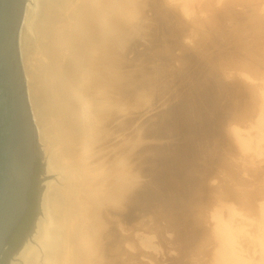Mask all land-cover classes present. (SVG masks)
<instances>
[{"label": "rangeland", "instance_id": "obj_1", "mask_svg": "<svg viewBox=\"0 0 264 264\" xmlns=\"http://www.w3.org/2000/svg\"><path fill=\"white\" fill-rule=\"evenodd\" d=\"M147 1L122 67L147 95L113 125L139 141L138 187L101 204V264H264V0ZM21 32L23 49L38 39ZM111 138L102 154L117 151ZM37 160L35 186L55 183L62 171Z\"/></svg>", "mask_w": 264, "mask_h": 264}, {"label": "bare ground", "instance_id": "obj_2", "mask_svg": "<svg viewBox=\"0 0 264 264\" xmlns=\"http://www.w3.org/2000/svg\"><path fill=\"white\" fill-rule=\"evenodd\" d=\"M147 6L152 2L28 0L26 25L38 39L25 40V49L19 40L30 69L27 98L46 169L53 163L62 175L44 187L43 218L11 264H101V204L138 187L127 163L139 141L115 136L113 125L131 121L125 116L137 108L133 98L147 95L149 80L138 84L122 70L129 39L150 25ZM113 135L117 141L106 147L117 151L102 154L101 140Z\"/></svg>", "mask_w": 264, "mask_h": 264}, {"label": "water", "instance_id": "obj_3", "mask_svg": "<svg viewBox=\"0 0 264 264\" xmlns=\"http://www.w3.org/2000/svg\"><path fill=\"white\" fill-rule=\"evenodd\" d=\"M28 0H0V259L9 237L28 208L36 159L37 128L28 103L19 38L26 25ZM29 232L13 254L17 258L43 217L44 186Z\"/></svg>", "mask_w": 264, "mask_h": 264}, {"label": "trees", "instance_id": "obj_4", "mask_svg": "<svg viewBox=\"0 0 264 264\" xmlns=\"http://www.w3.org/2000/svg\"><path fill=\"white\" fill-rule=\"evenodd\" d=\"M38 162L39 161L37 160L36 167H35V171H34V175H33V179H32V188L29 191V195H28V200H29L28 209H27L26 214L24 215V217L21 219L19 225L14 229V232H17L18 229H21V231L22 230L24 231V229H26V227L28 226V224H29V222L31 220V217L33 215V209L35 207V199H34V193H35V178H36L37 171L39 169V163ZM12 238H13V236H12ZM10 239H11V237H10ZM18 244H19L18 239L15 240L14 243H9V251L15 249V247ZM0 264H4V261L2 259L0 260Z\"/></svg>", "mask_w": 264, "mask_h": 264}, {"label": "flooded vegetation", "instance_id": "obj_5", "mask_svg": "<svg viewBox=\"0 0 264 264\" xmlns=\"http://www.w3.org/2000/svg\"><path fill=\"white\" fill-rule=\"evenodd\" d=\"M36 187V186H35ZM36 194L34 195V199H35V207H34V209H33V215H32V217H31V220H30V222H29V224H28V226L26 227V229H24V231L22 230L21 231V229H18L17 230V232H13V234L11 235V239L13 240V239H17V238H19V236H20V240H19V244L17 245V247L15 248V249H13V250H11L10 252H9V254L4 258L5 260H6V264H11V261H12V259H13V254H14V252L18 249V247L21 245V243H22V240H23V238L25 237V235L29 232V229L31 228V224H32V221H33V219H34V217H35V215H36V209H37V205H38V198H39V194H40V188L39 187H36ZM26 214V213H25ZM15 235V236H14ZM12 236H13V238H12ZM12 240H11V242H12ZM19 256V255H18Z\"/></svg>", "mask_w": 264, "mask_h": 264}]
</instances>
